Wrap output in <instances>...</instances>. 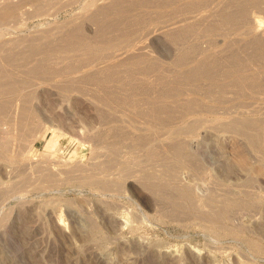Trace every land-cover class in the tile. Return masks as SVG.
I'll use <instances>...</instances> for the list:
<instances>
[{
    "label": "rangeland",
    "instance_id": "374dc122",
    "mask_svg": "<svg viewBox=\"0 0 264 264\" xmlns=\"http://www.w3.org/2000/svg\"><path fill=\"white\" fill-rule=\"evenodd\" d=\"M47 1H48V4H47ZM77 1L78 2H76L75 0H43V1L42 0H38V1L37 0H0V5H1L0 10L3 7L4 8L5 7L6 8L14 7V8H12L13 10H10L13 13L12 19H9L8 21L0 24V42L2 44L4 42L3 46L0 43L1 44L0 45V48H1L0 49V51H1L0 55L2 56V57L0 56V74L2 76L5 75L4 77H2L0 75L1 76L0 82L1 83L5 82L4 84L5 85L7 84L9 86V87L6 86L7 87L6 88V87H4L5 85L3 83H2L3 85L2 84L0 85L1 87H3V89L0 88L1 91L6 90L5 93H4V91H2V92L0 91V95H1L0 96V104L8 103V107H7V104H4V105H6L7 111L5 110L6 112H4L3 115L0 114V117H1L0 118V125H2V128L0 126V154L2 153L1 154L2 156L0 155V264H264V156H263L264 154H261L262 152H264V150L261 149V147H260L262 143H259L260 146L258 145L257 148H259V147L260 148L258 150H257V148L255 149L256 146L253 147V149H251L252 147L250 146L249 141H247L240 134L239 135L235 134L236 131L233 132V131H230L229 128L227 129V127H225V125L227 126L226 122H228V120L226 122L224 121V120L230 118V116L232 118L233 117L239 118V120L243 119L244 121L245 120L247 121L248 118L252 117L248 121L250 123H253L254 121L255 122L258 121L257 123L254 122L253 124H255V125L257 124L256 126L261 125L263 128L261 126L260 127L262 129H264V121H260V119L264 120L263 106H262V108H260V110L255 111L257 114L255 112L250 113L247 111V112H244L245 115L242 113L239 115L235 113V115H234V112L232 110H229L230 113L229 112L227 113L229 116L226 113H224V114H226L227 116L226 115L225 116L224 115L223 116L218 115V114H223V112H224L223 110H222L223 111L222 112L221 109H219V107L221 106V103H219L220 100L221 101L223 100V102H230L229 98L232 102H247L249 100H246V98L235 99L236 96L234 95L235 96V98H234V96H232V95L235 94L236 89H232L231 86H229V85H228L229 87H226L223 90H219V91H224L227 88H229V90L227 89V91H228L227 97L228 98L225 97L226 95L224 94V92H220L221 94L223 93L222 95H225L223 97L226 98L227 100L222 99L221 96L219 97L216 94L217 89L220 86L225 85L227 82H229V79L225 77L227 79V81L224 78H220L221 81H217L219 79L217 77V75L219 76L221 73L217 74L219 71L218 70L216 72L215 77H214L215 73L213 74V72L216 71L215 69L213 70L212 74H210V75H213L212 77H214V78H212V77L211 78L214 79L215 82H213L214 80L210 81V79H211L210 77H209V79H207L208 78L207 75L204 76V74H201V77H203V78H200L199 75L198 76L200 79L198 78V76L195 78L196 80H199V81H197L198 83H202L200 85L197 84L195 79L194 80L192 79L193 83L190 82V80H185L186 83L184 82V80L182 81L183 83L178 82L179 84L180 83L183 85H184V83L186 84L187 88L185 87V85L184 86L181 85V86H183L185 93H187L186 91H188L189 89L196 91L197 87L198 86L200 87L201 85H203V86H201V87H203V88H201L202 90L205 88V86H207V87L210 86L209 88H207V87L205 88V89H208L209 91L204 89L205 91L203 92V91H201V89L198 88L197 91L199 92V94L197 93V91H196V93H194V91L190 90V92H188V93H191V94L187 93L188 95L187 94L185 95L183 88H181V86L178 85V83H177V81H181V80L179 78L177 80V77H175L176 74H177V76L179 74V72H177V68L172 65L173 63H171V65H170V63H168L169 59L172 62V59H173L172 56L173 55L175 56V54L179 51V49L183 50V51L186 50V51H188V54H191V55H194V54L196 55V53H194V52L197 51L198 49L199 50L204 49L203 51H205L207 49L206 50L207 53L205 52L206 56H207V54L212 53L211 57H210V55L207 56V57H209V59H212V57L214 58V56H215V60L218 56L221 59L224 57L222 59V62L224 61L225 58H227L226 51H229L230 49L234 48L235 46L237 47V49L234 48V51H233L234 55L241 54V56H242V54H243V56H244V55H247L249 53L248 55L251 56L252 54H255V52L258 50L264 51L263 50L264 46H262L261 44L256 45L258 43L256 40L260 39V37H259L260 34L259 35L256 34L258 36L251 38L250 36H253L255 34L252 33L251 35H249L251 32L247 29L250 32V33L248 32L249 34L247 33V31H246L247 27H242V28H239L235 31L230 28L229 29L230 31H227L228 30L227 28H229L227 26H229V25H224L225 27L221 25V28H218V31L214 32L215 34H213L214 30L210 31L207 27L209 32L212 34V36H211L210 33L208 32V30L206 32L204 31V29L206 30V27H204V26H206L207 23H209V22H211L210 24H212V21L214 19H210L212 21L208 20L207 23L205 22V20L204 21L202 20L200 22L198 21V23H197L198 25L195 24V25H197L195 27V29L193 28V31L191 30L192 32L188 33V35H190V36L186 35V37L188 36L189 40L192 36H194V38L196 37V40H193L194 38L193 39L191 38L190 42L187 43L189 40H188V38L186 39L184 37V39H186V40L181 42V44L182 43H184V44H182L180 46H179V44H176V46H177L176 47L174 45L175 43L172 42L174 44H171V40L167 41L169 38L167 36L164 37V35H162V33L161 34L155 33L153 35L151 34V35H149V37H150L149 38L146 36V33H147L146 31H148L149 29H152V28H150V26L153 28L156 26H162V24H164V23L161 21H163V20L165 22H166V20L170 21L169 19H171V16L169 18L170 13L167 12L170 9L175 11L176 8L178 9V7L179 8L181 7V4H183L182 6H184V8H185V7H189L187 5L190 2L193 3L191 5L194 6L195 3H198V1H199V3H200V1H201V3H203V1H205V0H203V1L202 0H174V1L172 0V2L169 0L172 3V4H170L169 8H168V6L166 8L163 6H156V8H154L155 5H151L150 3H148V2H150L148 0H146L145 3L143 2L145 0H141V1L133 0V2L131 0L132 5L130 6V3H129L130 1L126 0V2L128 3V4L124 3V6H125L124 9L126 11L122 12L121 14L124 13V15H121V17H120V19L123 18L122 19L124 21V22L122 21L123 26L125 27L127 24H134V22L131 23L133 21V19L135 18L134 16H136L138 19L141 18V20H142L143 16H141V15H144L145 18L143 20L144 21L146 20L147 23L150 20H152L148 23V25H145V26H147V28L146 29H145V27L141 28L140 29L141 31L138 29V27H136L134 25H132V26L130 25L131 27L128 25L130 27V29L129 28L128 29L134 33V35H132V40H134V42H135V36L136 35L140 36V34H141L140 38H143L144 37L143 34H145V37H147L146 45L148 46V44H149L151 46L150 47L151 49L148 47L149 50L147 51L150 55V58L153 57V58H151V60L157 62L156 64L158 66L160 64V67H161V65L163 66V64H164L165 68L162 67L163 68L162 69L160 67H157L158 68L157 70L153 69V71H151L152 73L149 72L150 75H149V73H147L145 75H142V74L140 75V68L142 66H139V69L137 66H127L128 68L125 67V68H127L126 69L127 71L125 70V68H121L120 71L124 72V73L119 74V78L117 77V79H119V80L115 79L114 81H111L109 83L105 81V82H101L102 83L101 84L100 82L95 83L96 81L95 82L93 80H87L86 81V79H85L83 81L80 80V82L77 81L78 83L75 82V83L71 84L68 87V89H66V90H62V89L59 90L60 89L59 87H58L59 89H56V88L54 89L53 86H52L53 87L52 88L47 83H44V84H42V86L40 85L37 88L30 89L28 94L31 92V90H33V91H32V93H30L28 95L29 96L28 102H25V103L22 102L21 99L19 98V97H21V95L17 96L18 94H23V89L20 90V87H17V86L22 85V83H20L19 81H22L23 79H30V80L33 79L36 82L39 79L43 80V78L38 79L37 76H35V78L38 80L34 79V76H31V73L28 72L29 68L38 65L37 63H40L42 66L45 65L44 67H47V66L59 67L62 64L61 62H63V60H60V59H62L63 56H66L69 54L72 58V55L76 56V55H79L81 53V52H76V53L74 52L73 53V52L68 51L69 49L64 44L68 45V43L70 41L63 42L60 39L63 35H65L66 32L71 33L73 31L71 29H75V30L77 28L81 29L79 34L76 33V34H78L77 35L78 37L73 36L71 39L73 42L76 41L75 43L80 42L78 39H80L82 41V40H84V38H87V39L89 38L92 41H93V39L97 40L98 37H95V36H96V32L98 31V26H100L101 24L108 26L112 22H114L113 20H116V18H117L115 15V12L111 11L108 13L109 16H108V14L105 16V17H107L106 19L104 16L102 17L103 19H105L104 21L101 18L102 21L99 20L97 23L93 22L90 20V16L92 15V13L94 11L96 12V10L92 11L93 9H96V8L87 7V4H90L93 0H90V2H89V0H77ZM175 1H176V3H175ZM192 1H194V2H192ZM207 1H210V3L212 5H210L209 2H207ZM214 1L215 0H206L205 2H207V3H205V2L203 3L205 5H203V4L200 5L201 3L200 4L198 3L197 5H195V7H197L195 9H197V10L196 11L191 10L192 12H194V13L190 12L191 15L194 16V14L199 15V14H205V13L209 14L208 12L211 11L212 7L215 4ZM74 2H75V4H74ZM140 2H141V4H140ZM97 3H100V1L99 2L97 1ZM133 4H135V6ZM261 4L259 3L258 7H256V8H255V5H248L249 8L251 6H254L253 10H252V7L250 8V10H248L249 12L252 11V12H250V15L254 11V14H255L254 16L259 18V16L262 15L260 17V19L264 18V10H263L264 8L260 9ZM206 5H208V6H206ZM128 6H130V7H128ZM143 6H145V7H143ZM205 6L209 10H205V9H207V8H205ZM262 7H263V4H262ZM4 8L1 10L0 13H2L3 10H5ZM160 8H162V9H160ZM199 8L201 11L198 10ZM181 9H183V8L181 7ZM259 9L262 11H260ZM143 10H144V12H143ZM172 10L169 11V12H171L170 15H172V13H174V11L172 12ZM128 13H129V15H128ZM163 13H164V16H162ZM152 14H153V16H152ZM157 14L162 16V17H159ZM256 14L257 15L259 14V16H257ZM167 15H168V17H165ZM128 16H129V18H128ZM252 16H253V14H252ZM163 17H165L166 19ZM137 18H135V19H137ZM146 18H148V19H146ZM154 18L157 21H155ZM157 18L158 19L162 18V19L158 20ZM130 19H132V20H130ZM153 19H154V23H153ZM261 20L263 21V24H264V19H261ZM87 21H89L90 23ZM199 23H200V26H199ZM201 23H203V24L205 23V25L202 26V28H204V29H201V25H202ZM75 24H77V25L74 26ZM63 25H65V26H63ZM195 25H193V27ZM198 26H199V28H198ZM208 26H209V24H208ZM222 27L225 29V31L220 30V32H219V29H223ZM196 28L198 30L201 29L203 31L199 30V32H198ZM243 29H245V31H246L245 33H244ZM240 30H242L243 32H241ZM134 31H136V32H134ZM233 31L237 32L238 36L235 33H233ZM238 31H239V34H241L243 36L239 35ZM226 32L228 33L227 36H224V35L222 36V33L224 34ZM229 32L232 33L231 35H233V36H231ZM54 33H55V35H54ZM138 33H140V34H138ZM198 33L201 34V38H203V40L204 39L205 40H207V39L211 40L212 38H214V39H213V41L211 40V42L210 41L204 42V43H208L209 45L203 44V42H201L203 40L200 38V35ZM205 33H206V35H205ZM216 33L217 34L220 33L221 35L220 34L217 35ZM242 33L247 34L248 36L245 35V37H244V34H242ZM76 34H74V35H76ZM90 34L92 37L90 36ZM118 34L119 33L117 31H110L104 37H102V39L103 40H106V39L109 40L112 38V35H113V38H117L116 36ZM192 34H194V35H192ZM202 34L205 35V37L202 36ZM79 35H80V37H79ZM195 35H197V36H195ZM198 35H199V37H198ZM208 35H210V36H208ZM213 35H215V36H213ZM219 35L221 36V38L219 37ZM228 35H229V37H228ZM223 37H225V38H223ZM240 37H241L242 41L239 40ZM43 38H45V39H43ZM81 38H83V39H81ZM140 38L137 37L136 41L140 40ZM218 38L220 40H222V42L220 40H218ZM236 38H238L237 41H236ZM247 38H249L250 41ZM15 39L17 41L18 40L19 41L21 40V41L16 42ZM216 39L218 41H216ZM229 39L230 40L232 39V46L233 47L231 46L229 50L226 49V51L223 52L222 49L225 47H223L224 44L222 45L221 43H223V41L225 42L226 40H229ZM252 39L253 40L255 39V41L257 43L254 41V43H255L254 44L252 42L253 41ZM262 39H264V38H261L260 40H262ZM8 40L10 43L8 42ZM214 40H215V44H213ZM234 40L237 42V44L234 43L235 42ZM54 41H55V43H54ZM61 41H62V43H61ZM238 41H239V43H238ZM6 42H7V44H6ZM11 42H13V43H11ZM193 42H194V44L196 42V44L200 45V47H198L197 45H193ZM242 42L246 46L244 49L245 51L243 50V47H241V46H244L242 44ZM250 42H251L252 46H251V44H249ZM186 43H187V45H185ZM218 43H220V44L218 45ZM188 44H189V47H187ZM216 44L218 45L217 47H216ZM239 44H241V45H239ZM248 44L250 45L248 47L250 50L247 48ZM34 45H36V46L34 47ZM97 45H100V44H97ZM190 45L191 46L193 45L191 48L193 51V54H192V51L190 50V47H191ZM203 45H204V47H205V45H206V47L207 46L210 47V45L214 46V47L213 48L212 47L204 48ZM253 45L259 46L260 48L258 47L259 48L258 49L255 46L253 48ZM59 46L61 47V49ZM173 46H175V48ZM181 46L182 47L184 46V48L186 46V48L188 50L186 48L181 49L182 48ZM220 46H222L221 47L222 49L218 48ZM162 47L163 48L165 47V48L163 49ZM239 47L241 49H239ZM65 48H67V49H65ZM177 48H179V49H177ZM214 48H216V49H214ZM246 48L248 50H246ZM3 49L6 51H4ZM37 49H39V50H37ZM166 49H167V51L163 52V50H166ZM208 49L211 52L210 51L208 52ZM256 49H258V50H256ZM215 50L218 51V56H217V54H216L217 52ZM235 50L237 52H238V50H240V51L237 53ZM253 50H254V53H252ZM14 51H15V53H14ZM19 51H20V53H19ZM61 51L65 52V53H63ZM152 51L154 52V54ZM173 51L176 53L174 54ZM214 51L216 52L215 55H214ZM221 51L223 53H225L226 56L223 53L222 54L224 56L221 53H219ZM242 51H244V52H242ZM247 51H250V52L247 53ZM107 52L108 51L103 52V54H106ZM110 52L111 51H109L107 53V55L111 54ZM167 52L169 55L167 54ZM229 52H227L228 58L223 63L229 64L228 63L229 60H230V62L233 61L232 58L231 59L229 58V56L233 52H230L231 54ZM245 52H246V54H245ZM9 54H11V55H9ZM81 54L79 56H81ZM152 54H153V56H152ZM155 55L158 57H155ZM165 55L168 56V59H167V56H165ZM195 55H194V57H195ZM212 55H214V56H212ZM220 55L222 57H220ZM8 56H12L14 58L13 62H8L6 60L8 58ZM243 56L241 58H243ZM36 57H37V60H36ZM67 57L69 58V56H67ZM236 57L241 59L239 57V55ZM29 58H32L33 61ZM39 58H40V60H39ZM154 58H157V59L155 60ZM159 58H165L167 61H165V59H163V61H165V62H163V61H161L162 59L160 60ZM219 58H218V61L221 64H218L219 62L218 63L216 62V63L219 66L220 65L222 66L223 63L221 62V59L219 60ZM65 59H67V58L64 57V60ZM158 59H159V63H158ZM198 59H200L199 56H198ZM207 60H208V58H207ZM59 61H61V62L59 63ZM42 62H43V64H42ZM47 64H51V65H47ZM257 65H255V67ZM262 65H264V64L259 63L257 68L261 67ZM166 66L168 67V69H166L167 68ZM169 66H172L171 69L174 67L173 68L174 71H172L171 69H170L171 70L170 71ZM131 67H135V68L137 67L136 70L133 68L132 71L135 75L132 74V76L126 73V72H129L128 69L129 70L132 69ZM219 68L217 67V69H219ZM122 69H124V70L122 71ZM164 69H166V70H164ZM23 70H25V71H23ZM158 70H160V72ZM161 70H162V72H161ZM168 70L170 71V74H168V73L164 74L166 72H169ZM1 71L3 74L1 73ZM136 71L138 72L137 75L135 73ZM175 71L177 73H175ZM159 73L160 74L162 73L163 75H160ZM151 74H153V76L156 75V78L154 77L156 80H154V78L151 77L152 76ZM122 75H126L125 77L129 80L132 79V81L127 80L130 84L132 83L131 85L133 87L131 85H129L132 88L127 86L129 83L126 81V78H124V76L121 77ZM127 76L131 77V78H128ZM141 76H143V77H141ZM169 76L170 77L174 76V78L177 81L175 79L173 80V77L170 78ZM134 77L137 78L136 81H135V79H133ZM149 77H151V79H149ZM157 77L158 78H161V77L166 78V79H168L167 81H169V82H166V79H163V78H161V80L158 79L160 81L159 82L157 80ZM204 77H205V80H204ZM216 77H217V79H215ZM220 77H221V75H220ZM141 78L142 79L145 78V80L147 79L149 82L152 81V83L150 84L151 86L149 85L150 89H148L149 86H147L148 87L147 89L149 90V92L146 88H144L145 84L140 82L142 80ZM122 79L124 81H121ZM162 79L164 80V82L166 84L167 83H168V85H170L171 83L172 84L167 87V85L163 82ZM41 80H39L38 82H40ZM116 81L122 82V83L120 82V86L122 88L117 86V85H116V88H114L115 84L119 83V82L117 83ZM134 81H135V83H133ZM153 81H155V82L157 81V82L161 83V86L164 88V90H162L163 88H160L161 86H159V84H157ZM161 81L165 85H163ZM173 81H175L176 83L175 82L173 83ZM125 82L127 83V85H126L127 87L126 86L124 87V85L126 84ZM204 82H206V83H204ZM211 82L213 83V84H211L212 86L216 82L217 83L215 85H220V86L218 88L215 85L214 86L216 88L212 87L209 84ZM224 82H226V83L223 84ZM19 83H20V85H19ZM103 83L106 85V87H103V86H105V85H103ZM99 84H100V86H99ZM141 84L143 87L140 86ZM154 84H155V88H154ZM190 84H192L193 87L195 84L196 89L192 88V85H190ZM187 85L190 86L191 88H188ZM196 85H197V87H196ZM109 86L110 87L112 86L110 88V91H113V90L116 91V92L113 91L114 95L117 94L118 96H120V95L122 96V94L124 93L122 96V98L124 100L121 99V96L119 97V100H118L117 95H115L117 100L116 99L111 100L109 98H106L104 95L108 94L107 88H109ZM118 87L121 88L122 91H125V92L122 93L121 89H119ZM136 87L137 88L142 87V88L137 90V89H135ZM145 87H146V85H145ZM177 87H178V89H179V87L182 89L181 94H179L180 89L178 92V94L181 96H178V94H176L178 89L177 90L173 89V88H177ZM10 88L11 89L13 88V89L11 90ZM21 88H22V86H21ZM125 88H129L130 90L125 89ZM143 88L146 90L141 91V89L143 90ZM153 88H154V90L156 89L155 90L156 93H158L159 91L161 92L160 96L158 94L159 97H157V94L155 93V91H152L155 94L153 93V94L149 95L150 91L153 90ZM169 88L172 89L170 91V93H172V94L175 93L178 97H176L175 94L173 95L174 97H172V98L169 97L172 95L167 96V94H169L167 91V90H170ZM185 88H186V90H185ZM214 88L216 90H214ZM34 89H36V90H34ZM132 89L134 92L132 91ZM158 89H159V91H158ZM210 89H211V91L212 90L213 91L210 92ZM7 90L9 92H7ZM18 90H19V92H18ZM119 90L121 92H119ZM136 90L138 91V93H136L137 92ZM161 90L163 92L166 90V92H167L166 96L168 99L163 97V96H165L164 95L165 92L162 96L163 92ZM233 90H235V91L231 92ZM131 91L133 92V94ZM207 91L210 94L215 92L214 95H216L217 100H219V101H215L214 99H216V98L213 97L214 98L213 99L211 95H208V97L211 96L210 98H212L213 100L206 97L207 95H205V94H208ZM141 92H142V94L145 93L146 95L145 94H143V95L141 94L142 96L139 95V93H141ZM200 92H202L204 94H202V93L200 94ZM135 93H136V95H134ZM147 93H148V96H147ZM225 93H227V92L225 91ZM230 93H231V97H229ZM190 95H191V97H189ZM150 96L152 97V99ZM194 96L196 98H193ZM148 97H150V98H148ZM185 97L186 98L188 97L187 99H189V98L192 99L191 102L195 101L194 103H196L197 105L199 104V106H197L196 108L199 107L198 109L202 108V110L198 111V109H197L196 113L193 112V114L192 113L188 114V116H190V117H188L187 115L184 116L182 119L184 121H182V120L180 121L181 124L179 123V124L175 125V122H174L175 119L171 120V122L174 124L171 123L172 125L170 124V126H163L162 129L160 128V134L161 135L163 132L165 135L164 128L165 129L167 128L166 129V131H167L166 135L169 134V136L168 137L167 136L163 137L164 135L158 136L159 139L156 138L157 139L156 141L159 140L160 146H162V144H163L162 148H160V151L163 150V152L164 151L167 152L170 147L168 145H166V143H163V142H166V141L169 142L168 139H170V140L172 139L171 141L176 140L179 142H183L185 140H188V141H186L187 143H185V142L184 143L186 145H188V143H189L190 146L189 145L188 146L185 145V146L188 147L189 149L191 147V149L189 150L186 148V150H187L188 154L191 155L190 156L191 160H194L195 162H197V164H199V165H196V163L194 161H192V163L193 164L195 163L194 165H196V167H197V168L196 167L191 168V169H193V171L186 165L184 166L183 164H181V166H178L176 164H173V163H175L174 162L175 159L173 157V154L171 153L172 151L170 152V150H172L171 148L169 150V153L167 152V153H165V155H166L168 160L171 157H173V160H172V158L169 161L167 160V164L170 166L172 164H173V166H175V165L178 166V167L175 166L176 168L174 167L175 169H177V170L174 169L175 172L171 171V170L167 171V169H165L164 165L159 160L158 161H159V163H161L162 167L160 165H158L159 163L156 161L155 162L154 161L148 162L147 160L145 162L144 161L143 162H144V164L149 163V164H146V166L148 165V167L145 168L144 165H143L144 167H142V165L140 166V164H143V163H141L142 161L141 162L139 161L140 164H138L139 162L137 161V163H136L135 160L137 159L138 154H139L138 159L140 160V156L143 154V151H138V152L136 151V152H134L136 154L132 153V155H130V152L128 150H126L128 148H126L124 144H122L124 147L122 146L120 148V146H121L120 145V146H118L119 148L118 147L117 148H118V150H121V151H123L125 149L126 151L124 154H126V155H124L123 152L121 153L120 151L116 150L118 155L121 153L119 158H118L116 156L117 154L115 155V151H114V154H112V152L111 153L109 152V149L107 148V144H106V146L103 145V144H105L104 141H103L102 145L100 146V144H101L100 142H102L100 140L101 137L100 138L94 137V134H93L94 131L96 132V131H98V129L106 127L107 125L109 126L108 123L103 122L102 119H100V116L103 113L106 114L107 116H108V114L110 115V113L117 115V116H115L116 119H114L115 117L114 118L111 117L112 115L109 116L113 120H115L114 125L116 124V125L120 126L122 123L121 127L124 126L126 128L125 129L124 127H122V128H124V130H126V131L128 130L131 132L132 131L137 132L136 127L138 125H141L140 124L141 122L143 124V121H144V120L137 118L136 121H138L139 122L138 123V122L134 121V119H131L130 117L128 118L127 115H125V114L122 115L126 111L128 112V110L126 109L127 107H122V108L119 107L118 109H116L114 106H112L114 104H111L110 105L111 107H109L108 106L109 104L103 105V102H116V101L117 102L118 101L119 102H161V100L163 102L164 101L168 102L169 99H170L169 102H179V101H174L176 99L179 100V98H181L180 99V101L182 100L181 102H185V100H183ZM140 98H142V99H140ZM143 98H147V100L143 99ZM157 98H159L160 101ZM199 100H201V101L203 100L202 103L205 106L208 105L209 108L206 107L208 109H205L204 108L205 106L202 107L203 104ZM187 102H190V101H187ZM100 104H102V105H100ZM200 104H202V105L200 106ZM211 105H212V107H213V105H215V106L218 105V106H216V108L213 107L215 110L213 108H211L212 109V111H211V109H210ZM23 106H24V110H22ZM104 106H107L109 109H107V107H104ZM101 108H104L105 110L104 109L102 110ZM12 109H14V110H12ZM18 109H19V111H18ZM114 109H116L117 112ZM122 109H125V110H123L125 112H123ZM216 109H219V110L216 111ZM119 110H120V112H119ZM206 110H207V112L210 110L211 112H209V113H212V115L205 113ZM213 110H214V112H213ZM14 111H16V112H14ZM107 111H110V112H107ZM121 111H122V113H121ZM202 111H204V112H202ZM219 111H221V112H219ZM114 112H116V113H114ZM118 112L120 113V115ZM216 112H218V114ZM213 113H214V115H213ZM215 113H216V115H215ZM231 113H233V114L230 115ZM247 113H249V114H247ZM259 115L261 116L260 119L258 118ZM118 116H125L126 117L125 120H128L127 121L128 123H126V121L124 120L125 117L122 118L123 120L121 119L122 122L120 123V121H118V118H117ZM240 117H244V118L240 119ZM245 117H248V118L245 119ZM236 118H234V119L238 120ZM255 118H258V120L256 121ZM234 119H233V121H234ZM186 120L189 121L188 123L193 122V121H198L197 123L196 122H193V124L190 123V124H192L191 125L192 128H194L195 130H193L191 127L187 130L184 127L187 124V123H185ZM231 120L232 119L229 120V123L232 122ZM5 122H6V125H4ZM130 122L135 126V130H134V127H131L133 125ZM133 122H135V123H133ZM194 123H196V124H194ZM221 123H222V125H221ZM112 124H113V122H112ZM135 124H137V126ZM253 124H251V125H253ZM181 125L184 127V128L180 127V128H183V129H181L182 131L186 129L189 132V130L191 129V131H190L191 133L189 132L190 135L187 133L186 130L183 132V134L185 136L181 133L182 131H180L178 133L179 136L176 133H174L173 128L175 129L176 126H181ZM220 127H222V128H220ZM9 128H10V130H9ZM169 129H171L173 134L171 132H169L170 131ZM217 130H218L219 134L216 132ZM228 130H229L230 134L228 133ZM192 131L194 134H192ZM56 132H57V134H56ZM170 133L173 136L170 137ZM180 133L182 136L180 135ZM53 135H55L54 140H55V142H57L54 144V146L49 144V140L51 139V137ZM56 136H58V137H56ZM91 136H93V137H91ZM238 136L240 139L238 138ZM177 137H178V139H177ZM242 137L245 139L244 142L245 141H247V142H245V143L241 142L242 141L241 139H243ZM93 138H94V140H93ZM181 138H182V141L180 140ZM91 139H92V141H91ZM95 139H97V140L99 139L100 142H97ZM162 139H165V141ZM238 139H239V141L240 140L241 141L239 142ZM160 140H162L163 142ZM235 140H237L239 144ZM126 141L127 140H124V143H127L129 140L127 142ZM234 142H236V143L234 144ZM2 143L7 144V146H6L7 148H5L6 150L4 149V151L1 148ZM96 143H98V145L100 147ZM241 143H243V144H241ZM232 144L234 145V148H233ZM237 144H238V146H237ZM240 144L242 146L240 149L243 150V148H244L246 150V152H245V150H243V151L241 150L242 152H245L243 156H242V154H243L242 152L237 151ZM244 144H246V146ZM247 145H249V146H247ZM243 146H245L247 148H245ZM235 147H236V152H235ZM103 148H105V149L107 148L108 149L107 152H109V153H107L106 150H104ZM167 148H168V150H167ZM1 149H2V151H1ZM240 149H238V150H240ZM232 150H233V152H231ZM260 150H262V151H260ZM127 151L129 152V154L127 153ZM257 151H260L261 153L257 152ZM238 152L240 153V155L242 157H245V159L242 158ZM106 153L109 154V156H110L109 158L107 157ZM191 153H193V154H191ZM236 153H238L237 156H235ZM111 154L114 155L113 158H112ZM169 154L170 155L172 154L170 158L168 157ZM128 155L131 157H129ZM238 155L245 162L240 160ZM115 156L117 158H114ZM120 157H122V158H120ZM196 157H197V161L195 160ZM229 157L231 160L229 159ZM142 158H141V160H142ZM116 159L118 160V162ZM119 160L125 161V162L120 163ZM201 160H202V162H201ZM238 160H240V162ZM107 161L109 162L108 164L110 166L111 165H115V166H113V167L111 166V169H110V166L107 167L108 166V164H106ZM112 161H115V162H113L114 164H110V162H112ZM126 161H128V162H126ZM132 161H134V162H132ZM130 162L133 164H136V165L133 166L132 164H130ZM169 162H170V164H169ZM128 163L130 164V167L132 166L131 169H128V170L129 171L130 170L131 171L136 170V172L130 171L131 173H129V171H128L126 173L127 175H125L127 177H123V178H125V179H123L120 176V174L118 175L119 170L117 168H121V166H123V165L124 166L128 165V167H129ZM240 163H241V166H240ZM45 165H46V167L51 166V168H52L51 171L52 172L55 171L54 173H56V171L58 170L56 174H58V172L61 169V171L59 172L60 175L59 174H58V176L54 175V178L56 177V178H58V180H56V178L55 179L51 178V180H50V178H48L49 180H47V179L44 180L45 177H43L42 175L43 174L45 175V173L47 174V172L50 171V170L47 171L50 168H45ZM104 165H105V167H103ZM117 165H118V167H117ZM135 166H136V169H134ZM138 166L141 169H139ZM204 166L207 168L205 169ZM41 167H42V169H45V171H46L45 173L42 172V169H40ZM54 167H56L58 169H55ZM102 167L107 170L106 171L103 169L102 170L103 174H101L102 173V171H101ZM242 167H244V169H242ZM144 168H145V170H144ZM160 168H162L161 170H163V171L165 169L166 170L165 172H168L169 175H171V176H172V174L174 175V177H177L178 175H180L179 176L180 178L178 177V180H177L174 177H172V178H171V176L169 177V175L165 176V172L162 173V175H160L162 172L161 170H159ZM188 168H189V170H188ZM36 169H38V170H36ZM62 169H64V170L66 169L64 172L67 171L66 173L68 176L65 173H62ZM70 169L72 172H70ZM196 169H198V170H196ZM115 170L118 172L114 174ZM153 170H155V171H153ZM240 170H242L244 172H242ZM83 171H87L86 172L87 174ZM88 171L90 173L91 172L94 173V174L91 173V175H90V177L92 176V179L94 178L93 180L90 179ZM41 172H42V174H41ZM194 172H195V174H194ZM175 173L178 175L175 176ZM142 174H144L146 177H144ZM156 174L159 175L160 177L162 176L161 179L160 178L156 179L158 177V176H156ZM87 175L89 178L86 177ZM110 175H112L113 178H111ZM117 175L120 178H122V179H120L121 181L119 180ZM147 175H149V176H147ZM95 176H96V178L103 176V177L99 178L100 181L104 180L103 178L108 179V181H110L111 179H112L111 181H115V179H116V181L117 180L118 181L117 182L115 181V186H113V188L116 186H119L118 184H120V186L118 188L116 187L117 189L114 188V190L112 189V187L109 189H105V188L102 189V186H98V187L94 186V185L91 186L92 181L94 182L98 179V178L96 179ZM114 176L117 178H115ZM122 176H124V175H122ZM130 177L133 180H135V179L136 180L133 181ZM141 177L142 178H148L149 177V179H147V180L143 179V181H141L142 183L141 182L138 183L140 180L137 181V178L141 179ZM193 177H194V179H193ZM196 177H197V179H196ZM86 178L90 179L91 182L88 181V179H86ZM167 178H168V180H167ZM169 178H170V180H169ZM99 179H98V181H99ZM159 179L164 183L163 184L161 182V185L162 184L164 186L170 185L169 187L166 186V188H172L171 186H173V185L176 188L177 187L178 188L179 187L184 188L186 186L189 187V185H190V187H189L190 192L188 190V187L186 189L188 191L187 194H189V196L188 195L187 196L189 197V199H191L193 206L187 204L182 199V196H180L176 192V190L174 189L175 187H173V189H172L173 192H170V190H168V189L166 191L165 190L166 188H165L164 192L166 191V193H161V196H160V189H159L160 187H158L160 185H156V183H155ZM172 179H174L173 181L175 183L172 181ZM239 179H241V180H239ZM154 180H156V181H154ZM119 181H120V183H119ZM124 181H125V183H124ZM145 181H148V182L145 183ZM166 181L168 183L169 182L170 183L167 184ZM247 181H249V182H247ZM180 182H181V184H180ZM89 183L91 185H89ZM116 183H117V185H116ZM121 184H123V185L121 186ZM175 184L178 186H176ZM219 184H221V185H219ZM223 184H224V186H222ZM154 185H155L156 189L153 188ZM225 186L226 187L228 186V188L226 189ZM238 186L240 187V189L238 188ZM99 187L101 188L100 190H99ZM121 187H123V188H121ZM198 187H200V188H198ZM245 187L248 189V191ZM216 188L217 189L219 188V189L217 190ZM111 189L113 190V192ZM119 189H121V191ZM205 189H206V191H205ZM238 189L240 190V194H241V191H243L242 192L243 195H245L244 194L245 189L247 191L246 195H249V193L252 192L251 193V195H252L251 199L248 200V197L247 198L245 197L246 195L245 196H243L242 194L240 195ZM98 190H99V192H98ZM105 190L106 191L108 190V191L106 192ZM151 190H153V191H151ZM225 190L227 192L228 191L230 192L231 198L237 199L235 197H239V198L241 197L240 199H244V201L246 203L249 202L248 205L250 204V201H252V203H254V205H251L252 204L251 203L246 209L240 208V207H238V209H237V207H235V209L234 208L231 209V210L234 209L232 212L229 209L228 212H230L229 214H231V215H229L228 212L226 211L227 209L224 211L225 208L220 207L221 204L217 201L225 193L229 197V195H228L229 192L227 193ZM232 190H234V191H232ZM235 190H237V191H235ZM258 190H259V192H258ZM168 191L170 192V194ZM223 191H225V192L222 193ZM114 192L115 193L117 192V193L115 194ZM195 193H197V194L195 195ZM256 193H257V197H256ZM166 194H167V196H166ZM204 194H205V196H204ZM217 194H218V196L219 195L220 196L218 197ZM232 194L235 196H233ZM170 195H173V196H170ZM178 195L181 197V199H179ZM207 195L208 196L211 195L210 197L212 199L209 198ZM212 195L215 197V201H211L214 199L212 197ZM177 197L179 200L177 199ZM204 197L206 199H204ZM253 197H254V199H253ZM173 199H175V200H173ZM208 199H211V200H208ZM258 202L260 205L258 204ZM210 203L212 204V206ZM256 203H257V205L255 207ZM204 205H206V206H204ZM218 207H220V208H218ZM221 208L223 211L221 210ZM217 209H218V211H217ZM239 210L241 213L239 212ZM244 213H246V214H244Z\"/></svg>",
    "mask_w": 264,
    "mask_h": 264
},
{
    "label": "bare ground",
    "instance_id": "6f19581e",
    "mask_svg": "<svg viewBox=\"0 0 264 264\" xmlns=\"http://www.w3.org/2000/svg\"><path fill=\"white\" fill-rule=\"evenodd\" d=\"M38 1V0H37ZM43 1V0H42ZM76 2H78L77 0H75ZM97 1L99 2L100 1V3H97ZM128 1H130L129 3H130V6L132 5L131 3L133 2V0H132V2H131V0H128ZM138 1H141V0H138ZM148 1H150V2H148V3H150L151 5H155V7L154 8H156V6H163V7H167L168 6V8L170 7V4H172L171 2H172V0H148ZM174 1V0H173ZM203 1V0H202ZM206 1V0H205ZM205 1H203V3L205 2ZM36 2V1H35ZM41 2V1H40ZM52 2V1H51ZM89 2H90V0H89ZM136 2V1H135ZM144 3L146 2V0L145 1H143ZM192 2H194V1H192ZM197 2V1H196ZM207 2H209V4L210 5H212L211 3H210V1H207ZM207 2H205V3H207ZM212 2V1H211ZM215 2V4H214V6L212 7V9H211V11L210 12H208L209 14H207V13H205V14H199V15H195L194 14V16L193 15H191V13L190 12H192L191 10H197V9H195V8H197V7H195V5H197L198 3H199V1H198V3H195V5L194 6H192L191 4H193V3H189L187 6H189V7H185L184 8V6H182L183 4H181V7L183 8V9H181V7L179 8L178 6V9L176 8L175 9V11L174 10H172V9H170L169 11H171L172 10V12L174 11V13H172V15H170L171 14V12H169V11H167L168 13H170L169 14V18H170V16H171V19H169L170 21H168V20H166V22L163 20V21H161V22H163L164 24H162V26H156V27H151L150 26V28H152V29H149L148 31H146L147 33H146V36L147 37H149V35H153V34H155V33H162V35H164V37H168L169 39L167 40V41H169V40H171V44H174L175 46H176V44H179V46L180 45H182V44H184V43H182L181 44V42H183L184 40H186L187 38H188V36H190V35H188V33L189 32H192L193 31V28L195 29V27L198 25L197 23H198V21L200 22V21H204L205 20V22L207 23L208 22V20H210V19H214L213 21L212 20H210V21H212V24H210L211 22H209V23H207V25L206 26H204V27H206V30L204 29V28H202V26L203 25H205V23L203 24V23H201L202 25H201V29H204V31L206 32L208 29L210 30V31H213V34H215L214 32L215 31H218V28H221V25L222 26H224V25H229V26H227V27H229V28H227L228 30L227 31H230L229 29L231 28L232 30H237V29H239V28H242V27H247L246 28V31H247V33L249 34V35H251L252 33L253 34H255V35H253V36H250L251 38L253 37H255V36H258L259 34H260V39L261 38H264L263 36H264V24H263V21L261 20V19H264V18H261L260 19V17L262 16H259V14L257 15V16H259V18L258 17H256V16H254L255 14H254V11H253V13H251V15H250V12H252V11H248V10H250V8L252 7V10L254 9L253 7L254 6H251L250 8L248 7V5H255V8L256 7H258V4L260 3H262L263 4V7H262V4H261V7H260V9L261 8H264V0H215L214 1ZM38 3V2H37ZM54 3V2H53ZM59 3V2H58ZM124 3H127L126 2V0H93L90 4H87V7H93V8H96V9H93L92 11H94V10H96V12L94 11L93 13H92V15L90 16V20L91 21H93V22H98L99 20H101V18L104 16H106L109 12H111V11H113V12H115V15H116V20H113L114 22H112L110 25H108V26H106V25H103V24H101L100 26H98V31L96 32V36L95 37H98V39L97 40H94L93 39V41L91 40V39H87V38H84V40H80V39H78L80 42L79 43H75L76 41H72L71 39H72V37L73 36H76V37H78L77 35L79 34V32H80V28H77L76 30L75 29H71L70 27V29L71 30H73L71 33H69V32H66L65 33V35H63L60 39L63 41V42H66V41H70L69 43H68V45L67 44H64V45H66V47L69 49L68 51L69 52H81L80 54H81V56H79V55H76V56H74V55H72V58H71V56L68 54V55H66V56H61L62 57V59H60V60H63V62H61V61H59V63L61 62L62 64L59 66V67H53V66H51V67H49V66H47V65H51V64H47L46 66L47 67H44L45 65H41L40 63H37L38 65H36V66H33V67H31L30 65V67L31 68H29L28 69V72L29 73H31V76H34V79H36L35 78V76H37V78L39 79V78H43V80H41V79H39V80H41L40 82H38L39 80L38 79H36V80H38L37 82L36 81H34L33 79H23L22 81H19L20 83H22V85H20V83H19V85L20 86H17V87H20V90H22L23 89V94H18L17 96H20L21 95V97H19L20 99H21V101L22 102H28V100H29V94L30 93H32V91L33 90H31V92L28 94V92H29V90L30 89H33V88H37L38 86H42V84H44V83H47L48 85H50L51 87L53 86L54 87V89L56 88V89H59V90H66V89H68V87L71 85V84H73V83H75V82H80V80L81 81H83V80H85L86 79V81L87 80H93L95 83H97V82H111V81H114L115 79L116 80H119V79H117V77L119 78V74L120 73H124V72H121L120 70H121V68H125V67H127V66H137L138 67V69H139V66H142L141 68H140V75L142 74V75H145V74H147V73H149V72H151V71H153V69H158L157 67H160V64H159V66L156 64L157 62H155V61H152L151 60V58H153V57H151L150 58V55H149V53L147 52L149 49H148V47L150 48L151 46L148 44V46L146 45V39H147V37H145V34H143L144 35V37L143 38H140V36H141V34L140 33H138V34H140V36H138V35H136L137 37H139L140 38V40H137L136 41V36H135V42H134V40H132V35H134V33L132 32V31H130L129 29H130V27L132 26V25H134V26H136V27H138V29L140 30L141 28H144L145 27V29L147 28V26H145V25H148V23L150 22V21H152V20H148L149 22L147 23L146 22V20L144 21L143 19L145 18V16L144 15H141V16H143V18H142V20H141V18L140 19H138L136 16H134L135 18H137V19H135L134 17V19H133V21L131 22V23H133L134 22V24H127L125 27L123 26V18H121L120 19V17H121V15H124V13L123 14H121L122 12H125L126 10L124 9L125 8V6H124ZM137 3V2H136ZM175 3H176V1H175ZM174 3V4H175ZM182 3V2H181ZM184 3V2H183ZM200 3H201V1H200ZM199 3V4H200ZM203 3H201L200 5H202ZM6 4V3H5ZM46 4V3H45ZM47 4H48V1H47ZM62 4V3H61ZM74 4H75V2H74ZM128 4V3H127ZM140 4H141V2H140ZM139 4V5H140ZM143 4V3H142ZM187 4V3H186ZM208 4V5H209ZM134 6H135V4H133ZM138 5V6H139ZM146 5V4H145ZM203 5H205V4H203ZM208 5H206V6H208ZM209 5V6H210ZM257 5V6H256ZM1 6V5H0ZM45 6V5H44ZM56 6V5H55ZM127 6V5H126ZM130 6H128V7H130ZM141 6V5H140ZM147 6V5H146ZM199 6V5H198ZM205 6V8H207ZM133 7V6H132ZM131 7V8H132ZM137 7V6H136ZM143 7H145V6H143ZM249 9H248V8ZM4 8V7H3ZM2 8V9H3ZM9 8V9H8ZM8 8H4L5 10H3L2 11V13H0V24H2L3 22H6V21H8L9 19H12V15H13V13H12V11H10V10H13L12 8H14V7H8ZM153 8V7H152ZM167 8V9H168ZM201 8V7H200ZM200 8L198 9V10H200ZM204 8V7H203ZM1 9V10H2ZM84 9V8H83ZM133 9V8H132ZM135 9V8H134ZM160 9H162V8H160ZM164 9V8H163ZM166 9V10H167ZM174 9V8H173ZM202 9V8H201ZM259 9V10H260ZM1 10H0V12H1ZM80 10V9H79ZM85 10V9H84ZM88 10V9H87ZM136 10V9H135ZM140 10V9H139ZM205 10H209L208 8L207 9H205ZM257 10V9H256ZM264 10V9H263ZM91 11V12H92ZM201 11V10H200ZM199 11V12H200ZM260 11H262V10H260ZM135 12V11H134ZM143 12H144V10H143ZM154 12V11H153ZM160 12V11H159ZM198 12V11H197ZM258 12V11H257ZM166 13V12H165ZM192 13H194V12H192ZM196 13V12H195ZM126 14V13H125ZM147 14V13H146ZM149 14V13H148ZM190 14V15H189ZM252 14H253V16H252ZM56 15V14H55ZM114 15V16H115ZM128 15H129V13H128ZM137 15V14H136ZM140 15V14H139ZM156 15V14H155ZM154 15V16H155ZM158 15V14H157ZM162 15V14H161ZM166 15V14H165ZM54 16V15H53ZM84 16V15H83ZM108 16H109V14H108ZM138 16V15H137ZM149 16V15H148ZM147 16V17H148ZM152 16H153V14H152ZM159 17H162V16H164V13H163V15L162 16H160V15H158ZM157 16V17H158ZM86 17V16H85ZM84 17V18H85ZM124 17V16H123ZM126 17V16H125ZM139 17V16H138ZM165 17H168V15L167 16H165ZM165 17H163V18H165ZM107 17H105V19H106ZM128 18H129V16H128ZM132 18V17H131ZM105 19H103L102 18V20L104 21ZM109 19V18H108ZM112 19V18H111ZM110 19V20H111ZM146 19H148V18H146ZM155 19V18H154ZM154 19H153V23H154ZM158 19V18H157ZM162 19V18H161ZM161 19H158V20H161ZM166 19V18H165ZM84 20V19H83ZM82 20V21H83ZM101 20V21H102ZM130 20H132V19H130ZM136 20V21H135ZM100 21V22H101ZM123 21V22H122ZM155 21H157L156 19H155ZM87 22H89V21H87ZM108 22V21H107ZM160 22V23H161ZM64 23V22H63ZM90 23V22H89ZM147 23V24H146ZM156 23V22H155ZM158 23V22H157ZM159 23V24H160ZM66 24V23H65ZM68 24V23H67ZM92 24V23H91ZM109 24V23H108ZM125 24V23H124ZM152 24V23H151ZM195 24H197V25H195ZM208 24H209V26H208ZM62 25V24H61ZM69 25V24H68ZM77 24H75L74 26H76ZM81 25V24H80ZM130 27H129V26ZM193 25H195L194 27H193ZM63 26H65V25H63ZM154 26V25H153ZM199 26H200V23H199ZM199 26H198V28H199ZM220 26V27H219ZM72 27V26H71ZM207 27H208V29H207ZM225 27V26H224ZM58 28V27H57ZM66 28V27H65ZM129 28V29H128ZM223 28V27H222ZM9 29V28H8ZM68 29V28H67ZM197 29V28H196ZM201 29H199V30H201ZM249 31H248V30ZM7 30V29H6ZM129 30V31H128ZM192 30V31H191ZM199 30L197 29V31L199 32ZM209 30H208V32H209ZM220 30L222 31V30H224L225 31V29L223 28V29H219V32H220ZM231 30V31H232ZM244 30V33L246 32L245 31V29H243ZM66 31V30H65ZM110 31H117L119 34L116 36L117 38H113V35H112V38L111 39H106V40H103L102 39V37H104L108 32H110ZM141 31V30H140ZM196 31V30H195ZM196 31V32H197ZM201 31H203V30H201ZM233 31V33H235L236 35H237V32H234ZM241 32H243L242 30H240ZM45 32V31H44ZM84 32V31H83ZM86 32V31H85ZM134 32H136V31H134ZM138 32V31H137ZM6 33V32H5ZM56 33V32H55ZM55 33H54V35H55ZM60 33V32H59ZM76 33H78V34H76ZM210 33V32H209ZM208 33V34H209ZM230 33V32H229ZM244 33H242V34H244ZM63 34V33H62ZM74 34H76V35H74ZM82 34V33H81ZM86 34V33H85ZM117 34V33H116ZM195 34V33H194ZM194 34H192V35H194ZM197 34V33H196ZM199 35H200V38H201V34L200 33H198ZM217 34V33H216ZM218 34H220V33H218ZM217 34V35H218ZM227 32L226 33H222V36L224 35V36H227ZM232 33H230V35H231ZM238 34H239V31H238ZM256 34H258V35H256ZM142 35V36H143ZM186 35H188L187 37H186ZM191 35V36H192ZM199 35H198V37H199ZM205 35H206V33H205ZM205 35H203L202 34V36H204L205 37ZM210 35L212 36V34L210 33ZM210 35H208V36H210ZM221 35V34H220ZM219 35V37L221 38V36ZM239 35H241V34H239ZM245 35H247V34H244V37H245ZM52 36V35H51ZM90 36H91V34H90ZM161 36V35H160ZM195 36H197V35H195ZM213 36H215V35H213ZM231 36H233V35H231ZM238 36V35H237ZM241 36H243V35H241ZM248 36V35H247ZM41 37V36H40ZM50 37V36H49ZM75 37V38H76ZM79 37H80V35H79ZM82 37V36H81ZM92 37V36H91ZM155 37V36H154ZM184 37L186 38V39H184ZM228 37H229V35H228ZM56 38V37H55ZM150 38V37H149ZM148 38V39H149ZM192 39L194 38V36H192L191 37ZM191 38H190V40H191ZM223 38H225V37H223ZM250 38V39H251ZM257 38V37H256ZM43 39H45V38H43ZM70 39V40H69ZM81 39H83V38H81ZM105 39V38H104ZM202 40H203V38H201ZM213 39L214 38H212L211 40L213 41ZM233 39V38H232ZM232 39L230 40H226L225 42L223 41V43H221L222 45H223V47H225V48H221L222 46H220V47H218V48H221L222 49V51L223 52H225L226 51V49L227 50H229L230 49V47L232 46ZM235 39V38H234ZM237 39L238 38H236V41H237ZM244 39V38H243ZM248 40H249V38H247ZM260 39H258V40H256L255 41V39L252 41L253 43H254V41L257 43L256 45H262V46H264V39H262V40H260ZM16 40V39H15ZM40 40V39H39ZM53 40V39H52ZM56 40V39H55ZM77 40V41H78ZM188 40H189V38H188ZM190 40L187 42V43H189L190 42ZM193 40H196V37L193 39ZM192 40V41H193ZM200 40V39H199ZM198 40V41H199ZM211 40H203V41H201V42H203V44H208V43H204L205 41H210L211 42ZM218 40H220L219 38H218ZM217 39H216V41H218ZM224 40V39H223ZM239 40H241L242 41V39H241V37L239 38ZM7 41V40H6ZM13 41V40H12ZM19 41V40H18ZM17 40H16V42H18ZM21 41V40H20ZM19 41V42H20ZM45 41V40H44ZM62 41H61V43H62ZM221 42H222V40H220ZM235 41V40H234ZM234 42V43H236L237 44V42ZM250 41V40H249ZM263 41V42H262ZM8 42H9V40H8ZM39 42V41H38ZM37 42V43H38ZM157 42V41H156ZM172 42H174V43H172ZM209 42V43H210ZM244 42V41H243ZM242 42V44L244 45V46H241V47H243V50L245 49V44ZM246 42V41H245ZM262 42V43H261ZM1 43V42H0ZM10 43V42H9ZM11 43H13V42H11ZM45 43V42H44ZM47 43V42H46ZM54 43H55V41H54ZM150 43V42H149ZM187 43L185 44V45H187ZM238 43H239V41H238ZM248 43V42H247ZM2 44V43H1ZM0 44V45H1ZM6 44H7V42H6ZM43 44V43H42ZM52 44V43H51ZM50 44V45H51ZM57 44V43H56ZM97 44H100V45H97ZM164 44V43H163ZM170 44V43H169ZM192 44V43H191ZM200 44V43H199ZM213 44H215V40H214V43ZM212 44V45H213ZM220 43H218V45H219ZM235 44V45H236ZM249 44H251V42L249 43ZM247 45V48L250 46V45ZM255 44V43H254ZM4 45V42H3V44H2V46ZM13 45V44H12ZM11 45V46H12ZM32 45V44H31ZM41 45V44H40ZM193 45H197L196 44V42H195V44H194V42H193ZM192 45V46H193ZM209 45V44H208ZM217 44H216V47L218 46ZM234 45V46H235ZM239 45H241V44H239ZM256 45H253V48H254V46L255 47H259V46H256ZM9 46V45H8ZM14 46V45H13ZM36 45H34V47H35ZM44 46V45H43ZM164 46V45H163ZM175 46H173L174 48H175ZM191 46V45H190ZM192 46L190 47V50L192 51ZM198 47H200V45H197ZM251 46H252V44H251ZM56 47V46H55ZM60 47V46H59ZM63 47V46H62ZM153 47V46H152ZM166 47V46H165ZM164 47V48H165ZM177 47V46H176ZM182 47V46H181ZM187 47H189V44H188V46ZM196 47V46H195ZM197 47V48H198ZM203 47H204V45H203ZM208 47V46H207ZM206 47V45H205V47L204 48H207ZM210 47H214V46H211L210 45ZM210 47H208V48H210ZM233 47V46H232ZM17 48V47H16ZM21 48V47H20ZM33 48V47H32ZM37 48V47H36ZM42 48V47H41ZM67 48H65V49H67ZM156 48V47H155ZM163 48V47H162ZM163 48V49H164ZM180 48V47H179ZM179 48H177V49H179ZM184 48V46L181 48V49H183ZM185 48H186V46H185ZM184 48V49H185ZM194 48V47H193ZM202 48V47H201ZM200 48V49H201ZM217 48V49H218ZM235 49H237V47L235 46L234 47ZM234 48H232V49H230L229 51L230 52H233L234 51ZM246 48V50H248ZM252 48V49H253ZM260 48V47H259ZM258 48V49H259ZM264 48V47H263ZM1 49V48H0ZM29 49V48H28ZM48 49V48H47ZM60 49H61V47H60ZM151 49V48H150ZM187 49V48H186ZM196 49V48H195ZM203 49V48H202ZM214 49H216V48H214ZM239 49H241L240 47H239ZM258 49H256V50H258ZM4 50V49H3ZM15 50V49H14ZM33 50V49H32ZM37 50H39V49H37ZM156 50V49H155ZM159 50V49H158ZM174 50V49H173ZM188 50V49H187ZM194 50V49H193ZM204 50V49H203ZM203 50H197V51H195L194 53H196V55H195V57H194V55H191V54H188V51H183V50H180L179 49V51L176 53V52H174V54H175V56L173 55L172 57H173V59H172V62L170 61V59H169V61H168V63H170V65H171V63H173L172 65L174 66V67H176L177 68V72H179V74H178V76H177V74H176V76L175 77H177V80H178V78L181 80V81H177L175 78H174V76H171V77H173V80L175 79L176 81H177V83L178 82H181V83H183L182 81L184 80V82L186 83V81L185 80H190V82H192L198 75L200 76V78H203V77H201V74H204V76L205 75H207V79H209V77L211 78L213 75H210V74H212V72H213V70L215 69L216 71L215 72H213V74H214V77H215V75H216V72L218 71V73L217 74H220L221 75V77H220V75L218 76L217 75V77L219 78L217 81H221L220 80V78H224L226 81H227V79L226 78H228L229 79V82H224L223 84H225V85H222V86H220V85H215V86H217V91H216V94L220 97H222V99H226V98H228L227 97V94H228V91H227V89L229 90V88H227L226 90H224V91H219V90H223V89H225L226 87H229V86H231V88L232 89H236V91L235 90H233V91H231V92H234L235 91V94H233L232 96H236V98H235V96H234V98L235 99H243V98H246V100H249V101H247V102H232L231 100H230V98H229V101L230 102H223V100L221 101L220 100V102L219 103H221V108L219 107V109H221V111L223 112V114H218V112H216L218 115H226L228 112H229V110H232L233 112H234V115H235V113L236 114H244V112H250V113H254L255 111H258V110H260V108H262V106H263V109H264V65H262L261 67H258L257 68V66L259 65V63H263L264 64V51H260V50H258V51H256L255 52V54H252V53H254V50H253V52L251 53L252 55L250 56V55H248L249 53L248 52H250V51H247V55H244L243 56V54H242V56H243V58H241L242 56H241V54H238L239 55V57L241 58V59H239L238 57H236V56H238V55H234V52L231 54L229 51H226V55H227V58H228V54H227V52H229L230 54V56H229V58L231 59L232 58V60L233 61H231L230 62V60H229V64H226V63H223L227 58H225L224 59V61L222 62V59L224 58H219V56H218V51H214V55H215V53L217 54V58H216V60H215V56L214 55H212V56H214V58L212 57V59H209V57H207V56H209L210 55V57H211V54L212 53H210V54H207V56H206V50L205 51H203ZM232 50V51H231ZM250 50V49H249ZM264 50V49H263ZM4 51H6V50H4ZM16 51V50H15ZM15 51H14V53H15ZM48 51V50H47ZM53 51V50H52ZM60 51V50H59ZM67 51V50H66ZM67 51V52H68ZM106 51H111L110 53L111 54H109V55H107V53L106 54H103V52H106ZM166 52L167 51V49L166 50H163V52ZM169 51V50H168ZM190 51V52H191ZM210 50L208 49V52H209ZM220 51V50H219ZM219 52V53H223V52ZM236 51V50H235ZM240 50H238V52H239ZM245 51V50H244ZM244 51H242V52H244ZM18 52V51H17ZM32 52V51H31ZM46 52V51H45ZM58 52V51H57ZM61 52H63V51H61ZM153 52V51H152ZM151 52V53H152ZM206 52V53H205ZM211 52V51H210ZM237 52V51H236ZM237 52V53H238ZM241 52V53H242ZM261 52V53H260ZM0 53H1V51H0ZM7 53V52H6ZM12 53V52H11ZM19 53H20V51H19ZM40 53V52H39ZM63 53H65V52H63ZM236 53V54H237ZM23 54V53H22ZM27 54V53H26ZM30 54V53H29ZM33 54V53H32ZM36 54V53H35ZM153 54H154V52H153ZM153 54H152V56H153ZM156 54V53H155ZM167 54H168V52H167ZM192 54H193V51H192ZM224 55H225V53H223ZM222 54V55H223ZM245 54H246V52H245ZM9 55H11V54H9ZM31 55V54H30ZM64 55V54H63ZM163 55V54H162ZM169 55V54H168ZM223 55V56H224ZM225 55V56H226ZM1 56V55H0ZM67 56H69V58L67 57ZM165 56H167V55H165ZM171 56V55H170ZM198 56L200 57V59H198ZM2 57V56H1ZM18 57V56H17ZM27 57V56H26ZM35 57V56H34ZM64 57H66L67 59H65L64 60ZM155 57H158V56H156L155 55ZM160 57V56H159ZM220 57H222L221 55H220ZM170 58V57H169ZM207 58H208V60H207ZM218 58H219V60L221 59V62L223 63V65L220 67L218 64H221L219 61H218ZM18 59V58H17ZM29 59H31L32 60V58H29ZM34 59V58H33ZM155 60L157 59V58H154ZM161 61H163V59H165V58H159ZM159 59H158V63H159ZM167 59H168V56H167ZM4 60V59H3ZM8 62H13V60H14V58L12 57V56H8V58L6 59ZM36 60H37V57H36ZM39 60H40V58H39ZM59 60V59H58ZM23 61V60H22ZM33 61V60H32ZM165 61H167L166 59H165ZM165 61H163V62H165ZM15 62V61H14ZM29 62V61H28ZM37 62V61H36ZM218 64H217V63ZM35 64V63H34ZM40 64V65H39ZM42 64H43V62H42ZM258 64V65H257ZM2 65V64H1ZM25 65V64H24ZM166 65V64H165ZM255 65H257L256 67H255ZM3 66V65H2ZM23 66V65H22ZM216 66V67H215ZM28 67V66H27ZM137 67L135 68V67H131L132 69H128V71L129 72H126L127 74H129V75H131L132 76V74H134L133 73V68L136 70L137 69ZM165 68V66H164V64H163V66L161 65V67L160 68ZM167 67V66H166ZM170 68H169V70L171 69V67L172 66H169ZM173 67V68H174ZM217 67L219 68V69H217ZM3 68V67H2ZM24 68V67H23ZM128 68V67H127ZM127 68H125V70L127 69ZM130 68V67H129ZM162 68V69H163ZM171 69L172 71H174V69ZM4 69V68H3ZM2 69V70H3ZM119 69V70H118ZM166 69H168V67L166 68ZM166 69H164V70H166ZM124 69H122V71H123ZM168 70V71H169ZM170 70V71H171ZM176 70V69H175ZM23 71H25V70H23ZM27 71V70H26ZM127 71V70H126ZM138 71V70H137ZM135 72L136 73V75L138 74V72ZM159 72H160V70H158ZM170 71L169 72H166V73H164V74H170ZM157 72V71H156ZM161 72H162V70H161ZM176 71H175V73H177ZM1 73H2V71H1ZM6 73V72H5ZM152 73V72H151ZM158 73V72H157ZM156 73V74H157ZM174 73V72H173ZM172 73V74H173ZM3 74V73H2ZM7 74V73H6ZM33 74V75H32ZM160 74V73H159ZM1 75V74H0ZM128 75V76H129ZM135 75V74H134ZM149 75H150V73H149ZM152 76L151 77H155L156 78V75L155 76H153V74H151ZM160 75H163L162 73L160 74ZM159 75V76H160ZM2 76V75H1ZM0 76V77H1ZM5 76V75H4ZM4 76H2V77H4ZM124 76V78H126L125 76L126 75H122L121 77H123ZM127 76V77H128ZM199 76H198V78H199ZM141 77H143V76H141ZM145 77V76H144ZM148 77V76H147ZM151 77H149V79H151ZM164 77V76H163ZM163 77H161V78H163ZM170 77V76H169ZM170 77V78H171ZM214 77H212V78H214ZM217 77L215 78V79H217ZM226 77V78H225ZM128 78H131V77H128ZM154 78V80H156ZM161 78H158L157 77V80L158 79H160L161 80ZM199 78V79H200ZM211 78V79H212ZM133 79H135V81H136V79L137 78H133ZM139 79V78H138ZM142 79V78H141ZM163 79H166V78H163ZM162 79V80H163ZM193 79V80H192ZM210 79V81H213L214 79H212L211 80ZM4 80V79H3ZM127 80H129V79H127L126 78V81ZM147 80V79H146ZM145 80V78H143L140 82H142V83H144L145 85H146V87H145V85H144V88H148L147 86H149L151 83H152V81L151 82H149L148 80L146 81ZM153 80V79H152ZM168 79H166V82H169V81H167ZM196 80V79H195ZM202 80V79H201ZM204 80H205V77H204ZM203 80V81H204ZM121 81H124L123 79L121 80ZM120 81V82H121ZM129 81H132V79H130ZM135 81L133 82V83H135ZM159 81V80H158ZM197 81H199V80H196V82ZM208 81V80H207ZM77 82V83H78ZM92 82V81H91ZM117 82V81H116ZM119 82V81H118ZM117 82V83H118ZM120 82L118 83V84H115V86H114V88H116V85L117 86H119V87H121L120 86ZM128 82V81H127ZM138 82V81H137ZM149 82V83H148ZM153 82H155V81H153ZM160 82V81H159ZM159 82H155V83H157V84H159V86H161V83H159ZM162 82V81H161ZM163 82H164V80H163ZM163 82H162V84H163ZM175 81H173V83H174ZM189 82V81H188ZM187 82V83H188ZM195 82V81H194ZM209 82V81H208ZM213 82H215V80L213 81ZM3 83V82H2ZM1 82H0V85L2 84ZM5 83V82H4ZM3 83V84H4ZM122 83V82H121ZM126 83V82H125ZM129 83V82H128ZM148 83V84H147ZM165 83V82H164ZM176 83V82H175ZM179 84L178 83V85H183V84ZM184 83V85H185V87H186V84ZM193 83V82H192ZM204 83H206V82H204ZM203 83V84H204ZM2 84V85H3ZM11 84V83H10ZM102 84V83H101ZM111 84V83H110ZM113 84V85H114ZM124 84V83H123ZM122 84V85H123ZM132 84V83H131ZM130 83L127 85V83L124 85V87L127 85L128 87H131L132 85H131ZM138 84V83H137ZM136 84V85H137ZM166 84V83H165ZM165 84H163V85H165ZM172 84V83H171ZM170 84V85H171ZM197 84H202V83H198L197 82ZM210 85L211 84H213L212 82L211 83H209ZM208 84V85H209ZM5 85V84H4ZM103 85H105L104 83H103ZM102 85V86H103ZM112 85V84H111ZM129 85H131V86H129ZM139 85V84H138ZM167 85V87L168 86H170V85H168V83L166 84ZM183 85V86H184ZM190 85H192V84H190ZM205 85V84H204ZM212 86V87H215V86ZM229 85V86H228ZM6 86H8L7 84L4 86V87H6ZM13 86V85H12ZM21 86H22V88H21ZM99 86H100V84H99ZM126 86V87H127ZM135 86V85H134ZM140 86H142V84L140 85ZM151 86V85H150ZM150 86H149V88L148 89H150ZM158 86V85H157ZM156 86V87H157ZM177 86V85H176ZM183 86H181V88H183ZM188 86V85H187ZM201 86H203V85H201ZM197 87V85H196V87H197V90H198V88L199 89H201V88H203V87ZM9 87V86H8ZM52 87V88H53ZM59 87V88H58ZM103 87H106V85L105 86H103ZM108 87V86H107ZM112 87V86H111ZM110 86H109V88H107L108 89V94H106V95H104L106 98H109V99H111V100H113V99H116L117 100V98H116V96L115 95H117V94H115L114 95V93H113V91H115V90H113V91H110V88H111ZM118 87V88H119ZM133 87V86H132ZM131 87V88H132ZM138 87V86H137ZM135 88V89H140V88H142V87H140V88ZM166 87V86H165ZM207 86H205V88H206ZM210 87V86H209ZM209 87H207V88H209ZM0 88H2L3 89V87H1L0 86ZM7 88V87H6ZM113 88V89H114ZM122 88V87H121ZM121 88H119V89H121ZM143 88V90L141 89V91H145L146 89H144ZM154 88H155V84H154ZM154 88H153V90H151L150 91V93H149V95L150 94H153L154 92H152V91H155L154 90ZM158 88V87H157ZM160 88H163L162 86L160 87ZM171 88V87H170ZM169 88V89H170ZM180 87H179V89H180V92H179V89H178V87L177 88H173L174 90L176 89H178V91H177V93L176 94H178V92H179V94H181V89ZM187 88V87H186ZM186 88H185V90H186ZM188 88H191L190 86H188ZM192 88H194V89H196L195 88V84H194V87H193V85H192ZM204 88V89H205ZM216 88V87H215ZM214 88V90H216ZM11 89V88H10ZM13 89V88H12ZM11 89V90H12ZM102 89V88H101ZM106 89V88H105ZM125 89H129V88H125ZM147 89V90H148ZM152 89V88H151ZM202 90L201 89V91H205V90H208V89H205V90ZM34 90H36V89H34ZM112 90V89H111ZM117 90V89H116ZM130 90V89H129ZM136 90V91H137ZM162 90H164V88L162 89ZM161 90V91H162ZM172 89H170V90H167L168 91V93L169 94H167V96L168 95H172V96H169L170 98H172V97H174L173 95L175 94H172V93H170V91H171ZM188 90V89H187ZM190 90H192V89H189L188 91H186L187 93L188 92H190ZM196 90V91H197ZM1 91V90H0ZM2 91H4V90H2ZM1 91V92H2ZM6 91V90H5ZM5 91H4V93H5ZM104 91V90H103ZM106 91V90H105ZM121 91H122V89H121ZM120 90H119V92H121ZM132 91H133V89H132ZM131 91V92H132ZM158 91H159V89H158ZM183 91H184V88H183ZM192 91H194V90H192ZM196 91H194V93H196ZM209 91V90H208ZM207 91V92H208ZM213 91V90H212ZM211 91V89H210V92H212ZM225 91L227 92V93H225ZM7 92H9L8 90H7ZM6 92V93H7ZM18 92H19V90H18ZM116 92V91H115ZM123 92H125V91H122V93ZM134 92V91H133ZM133 92H132V94H133ZM148 92H149V90H148ZM152 92V93H151ZM163 92V91H162ZM164 92H165V94H164ZM163 93H162V96H163V94L165 95V96H163L164 98H167V96H166V90L164 91ZM173 92V91H172ZM220 92H224V94L226 95H222ZM21 93V92H20ZM107 93V92H106ZM136 93H138V91L136 92ZM136 93L134 94V95H136ZM155 93H156V91H155ZM154 93V94H155ZM184 93H185V91H184ZM187 93H185V95L187 94ZM193 93V92H192ZM197 93L199 94V92L197 91ZM202 92H200V94H201ZM17 94V93H16ZM124 94V93H123ZM123 94H122V96H123ZM142 94V92L141 93H139V95H141ZM143 94H145V93H143ZM142 94V95H143ZM157 94V97H159L160 95H161V92L159 91L158 93H156ZM158 94H159V96H158ZM175 94V95H176ZM178 94V96H181V95H179ZM188 94H191V93H188ZM187 94V95H188ZM202 94H204V93H202ZM215 94V92L214 93H209L208 92V94H205V95H207L206 97H208V95H211L212 96V98L213 97H215L216 99H214L215 101H219V100H217V97H216V95H214ZM138 95V96H139ZM141 95V96H142ZM146 95V94H145ZM184 95V94H183ZM1 96V95H0ZM118 96V95H117ZM121 96V95H120ZM120 96H118V100H119V97ZM122 96H121V99H123L122 98ZM126 96V95H125ZM147 96H148V93H147ZM146 96V97H147ZM152 96V95H151ZM150 96V97H151ZM177 95H176V97H178ZM202 96V95H201ZM204 96V95H203ZM210 96V97H211ZM223 96H225L226 98H224ZM229 96V95H228ZM16 97V96H15ZM150 97H148V98H150ZM189 97H191V95L189 96ZM205 97V96H204ZM210 97H208L209 99H212V98H210ZM229 97H231V93H230V96ZM18 98V99H19ZM154 98V97H153ZM161 98V97H160ZM186 98V97H185ZM183 99V100H185V102H181L180 101V99L181 98H179V100L178 99H176V100H174V101H179V102H169L170 101V99L168 100V102H163L162 100H161V102H103V105H108L109 107H111L110 105L111 104H114V105H112V106H114L116 109H118L119 107H127L126 109L128 110V112L126 111H123V110H125V109H122V111L123 112H125V113H123L122 115H127L128 116V118L130 117L131 119H134V121H136L137 120V118H139V119H141V120H144L143 121V124H142V122L140 123L141 125H138L137 126V124H135L137 127H136V131L137 132H134V131H126V130H124V126H122V127H124V128H122L121 127V125H122V121H121V119L122 118H124L125 116H118L117 118H118V121H120V123H121V125L119 126V125H114V121L115 120H113L111 117H115V116H117V115H115V114H112V113H110V115L107 113V112H110V111H107L106 113L108 114V116L106 115V114H102L101 116H100V119H102V121L103 122H106V123H108L109 124V126L107 125L106 127H103V128H101V129H98V131H94L93 132V134H94V137H97V138H100V140L102 141V142H100V140L98 141L97 139H95L97 142H100L99 144H100V146L102 145V143H103V141L105 142V144H103V145H105L106 146V144H107V148L109 149V152L111 153L112 152V154H114V151H115V155L117 154V151L116 150H118V146H120V148L123 146L122 144H124L125 145V147L126 148H128V149H126V150H128L129 152H130V155H132V153H134V152H138V151H143V154L140 156V160L138 159V156H139V154H138V156H137V159L135 160V162L137 163V161L139 162H141V163H143V164H140V162L138 163V164H140V166L142 165V167H144L145 166V168L146 167H148V165L146 166V164H149V163H146V164H144V162L147 160L148 162H150V161H156V162H158L159 163V161L164 165V167H165V169H167V171L168 170H171V171H174V169L176 168V167H178V166H181V164H183L184 166L186 165V166H188L190 169L191 168H195L196 167V165H199V164H197V162H195L194 160H191V155L190 154H188V152H187V150H186V148L187 149H189L188 147H186V146H188L189 145V143H188V145H186L185 143H187L186 141H188V140H185V141H183V142H179V141H171L170 139H168L169 140V142L168 141H166V142H163L162 140H164L165 141V139H162V140H160V141H162L163 143H166V145H168L172 150H170V148H169V150H170V152L173 154V157H174V159H175V163H173V164H176V165H178V166H173V164L170 166V165H168L167 164V157H166V155H165V153H169V150H168V148H167V152H163V150H161L160 151V148H162V146H163V144H162V146H160V142H159V140L158 141H156L157 139L156 138H158L159 139V137L158 136H162V135H164V132L162 133V135L160 134V128L162 129L163 128V126H170V124L172 123L171 122V120H173V119H175V125H177V124H179L180 123V121L183 119V117L184 116H188V114H193V112H195L196 113V111H197V109L199 108H196L197 106H199V104L197 105L196 103H194L195 101H193V102H191V100L192 99ZM193 98H196L195 96L193 97ZM233 98V97H232ZM231 98V99H232ZM233 98V99H234ZM120 99V100H121ZM126 99V98H125ZM140 99H142V98H140ZM143 99H146L147 100V98H143ZM151 99H152V97H151ZM157 99H159V98H157ZM168 99V98H167ZM212 99V100H213ZM124 100V99H123ZM149 100V99H148ZM156 100V99H155ZM198 100V99H197ZM227 100V99H226ZM159 101H160V99H159ZM187 101H190V102H187ZM201 103H202V101L201 100H199ZM225 101V100H224ZM199 103V102H198ZM4 104H7V107H8V103H4ZM4 104H0V114H2L3 115V113L4 112H6L7 110V108H6V105H4ZM203 104V103H202ZM202 104H200V106L202 105ZM212 104V103H211ZM100 105H102V104H100ZM203 106H205L204 104L202 105V107ZM216 106H218V105H216ZM216 106L215 105H213V107L214 108H216ZM22 107V106H21ZM104 107H107V106H104ZM206 107H208L209 108V106L207 105V106H205L204 108L205 109H208V108H206ZM212 107V105H211V107H210V109L211 108H213ZM13 108V107H12ZM196 108V109H195ZM203 108V109H204ZM213 108V109H214ZM218 108V107H217ZM16 109V108H15ZM102 110L104 109V108H101ZM107 109H109L108 107H107ZM106 109V110H107ZM116 109H114V110H116ZM204 109V110H205ZM219 109H216V111L217 110H219ZM6 110V111H5ZM12 110H14V109H12ZM11 110V111H12ZM22 110H24V106H23V109ZM105 110V109H104ZM121 110V109H120ZM120 110H119V112H120ZM202 110V108L201 109H198V111H201ZM215 110V109H214ZM214 110H213V112H214ZM18 111H19V109H18ZM122 111H121V113H122ZM211 111H212V109H211ZM210 110L207 112V110H206V112L205 113H208V114H211L212 115V113H209V112H211ZM221 111H219V112H221ZM14 112H16V111H14ZM23 112V111H22ZM103 112V111H102ZM116 112H117V110H116ZM116 112H114V113H116ZM118 112V113H119ZM202 112H204V111H202ZM13 113V112H12ZM194 113V114H195ZM216 113H215V115H216ZM224 113H226V114H224ZM230 113V112H229ZM256 113V112H255ZM6 114V113H5ZM4 114V115H5ZM233 113H231L230 115H232ZM247 114H249V113H247ZM257 114V113H256ZM112 115V116H111ZM114 115V116H113ZM119 115H120V113H119ZM213 115H214V113H213ZM228 115V114H227ZM226 115V116H227ZM245 115V114H244ZM262 115V114H261ZM14 116V115H13ZM24 116V115H23ZM109 116H111V117H109ZM229 116V115H228ZM241 116V115H240ZM263 116H264V114H263ZM7 117V116H6ZM188 117H190V116H188ZM215 117V116H214ZM260 115H259V119H260ZM1 118V117H0ZM217 118V117H216ZM215 118V119H216ZM234 118H236V117H231L230 116V118H228V119H226V120H224L225 122L228 120V122H226L227 123V126L225 125V127H227V129L229 128L230 129V131H233V132H235V134H240L241 136H243L247 141H249V143H250V146L252 147L251 149H253V147H255V149L258 147V145H259V143H262L261 144V149H263L264 150V129H262L263 127L261 126V125H258V126H256L255 124H253V123H250L248 120L249 119H251V118H248V117H245V119H247L248 118V122L245 120H239V118H236V119H238V120H235ZM241 118H244V117H240V119ZM258 118H255L256 119V121L258 120ZM4 119V118H3ZM16 119V118H15ZM14 119V120H15ZM113 121H112V120ZM114 119H116V117L114 118ZM120 119V120H119ZM126 119V117L124 118V120ZM130 119V120H131ZM138 119V120H139ZM221 119V118H220ZM219 119V120H220ZM230 119H232L231 121V123H229V120ZM233 119H234V121H233ZM123 120V119H122ZM217 120V119H216ZM215 120V121H216ZM254 120V119H253ZM9 121V120H8ZM20 121V120H19ZM117 121V120H116ZM117 121V122H118ZM126 121V123H128L127 121L128 120H125ZM124 121V122H125ZM182 121H184V120H182ZM187 121V120H186ZM185 121V123H187L184 127L188 130L190 127L192 128V124H193V122H198V121H193V122H190V123H192V124H190V123H188L189 121H187L186 122ZM211 121V120H210ZM218 121V120H217ZM223 121V122H224ZM260 121H264V120H262V119H260ZM22 122V121H21ZM102 122V123H103ZM112 122H113V124H112ZM132 122V121H131ZM130 122V123H131ZM136 122H138V121H136ZM177 122V123H176ZM204 122V121H203ZM222 122V123H223ZM258 122V121H257ZM257 122H255V123H257ZM133 123H135V122H133ZM139 123V122H138ZM196 123H194V124H196ZM222 123H221V125H222ZM225 123V124H226ZM132 124V123H131ZM172 124H174V123H172ZM171 124V125H172ZM181 124V123H180ZM220 124V123H219ZM224 124V123H223ZM251 124H253V125H251ZM260 124V123H259ZM4 125H6V122H5V124ZM105 125V124H104ZM129 125V124H128ZM133 125V124H132ZM202 125V124H201ZM216 125V124H215ZM220 125V126H221ZM1 126V128H2V125H0ZM8 126V125H7ZM126 126V125H125ZM253 126V127H252ZM256 126V127H255ZM262 128H261V127ZM6 127V126H5ZM4 127V128H5ZM131 127H134V130H135V126L133 125V126H131ZM180 127H183L182 125L181 126H176L175 127V129L173 128V130H174V133H176L177 135H178V133L180 132V131H182L181 129H183V128H180ZM201 127V126H200ZM199 127V128H200ZM212 127V126H211ZM210 127V128H211ZM11 128V127H10ZM10 128H9V130H10ZM128 128V127H127ZM220 128H222V127H220ZM224 128V127H223ZM126 129V128H125ZM129 129V128H128ZM167 129V128H166ZM166 129L164 128V130H165V135L163 136V137H168L169 136V134L168 135H166V133H167V131H166ZM185 129V130H186ZM193 130H195L194 128H192ZM212 129V128H211ZM215 129V128H214ZM218 129V128H217ZM226 129V130H227ZM8 130V129H7ZM56 130V129H55ZM170 131L169 132H171L172 134H173V132L171 131V129H169ZM185 130H183L181 133L183 134V132L185 131ZM186 130V131H187ZM197 130V129H196ZM213 130V129H212ZM220 130V129H219ZM6 131V130H5ZM28 131V130H27ZM32 131V130H31ZM54 131V130H53ZM52 131V132H53ZM191 131V129L189 130V132ZM9 132V131H8ZM188 131H187V133L190 135V133H189ZM196 132V131H195ZM218 134H219V132H218V130L216 131ZM222 132V131H221ZM133 133V134H132ZM171 133H170V137L171 136H173V135H171ZM181 133H180V135H181ZM226 133V132H225ZM224 133V134H225ZM228 133H229V130H228ZM56 134H57V132H56ZM59 134V133H58ZM92 134V135H93ZM187 134V135H188ZM192 134H194L193 133V131H192ZM191 134V135H192ZM221 134V133H220ZM230 134V133H229ZM184 135V134H183ZM54 136L55 135H53L52 137H51V139L49 140V144H51V145H53L54 146V144L55 143H57V142H55V140H54ZM59 136V135H58ZM58 136H56V137H58ZM179 136V135H178ZM182 136V135H181ZM185 136V135H184ZM193 136V135H192ZM89 137V136H88ZM91 137H93V136H91ZM90 137V138H91ZM242 137V138H243ZM161 138V137H160ZM238 138H239V136H238ZM241 139L240 141L241 142H243V143H245V142H247V141H245L244 142V140L245 139ZM177 139H178V137H177ZM228 139V138H227ZM237 139V138H236ZM240 139V138H239ZM239 139H238V141H239ZM93 140H94V138H93ZM124 140H129L127 143H124ZM181 141H182V138L180 139ZM91 141H92V139H91ZM191 141V140H190ZM235 141H237V140H235ZM238 141H237V143H238ZM239 141V142H240ZM185 142V143H184ZM225 142V141H224ZM91 143V142H90ZM95 143V142H94ZM236 142H234V144H235ZM243 143H241V144H243ZM97 145H98V143H96ZM239 144V143H238ZM238 144H237V146H238ZM241 144H240V146L238 147V149H240L242 146H241ZM248 144V143H247ZM92 145V144H91ZM94 145V144H93ZM96 145V146H97ZM186 145V146H185ZM245 146H246V144H244ZM7 146V144H3L2 143V145H1V148L3 149V151H4V149L5 148H7L6 147ZM95 146V145H94ZM99 146V145H98ZM99 146V147H100ZM160 146V147H159ZM190 146V145H189ZM197 146V145H196ZM232 146H233V148H234V145L232 144ZM236 146V145H235ZM245 146H243V147H245ZM247 146H249V145H247ZM91 147V146H90ZM93 147V146H92ZM103 147V146H102ZM118 147V148H117ZM124 147V146H123ZM165 147V146H164ZM259 147V148H260ZM96 148V147H95ZM105 149V148H103L104 150H106V152L108 151V149ZM166 148V147H165ZM232 148V147H231ZM245 148H247V147H245ZM259 148H257V150L259 149ZM2 149H1V151H2ZM164 149V148H163ZM190 149H191V147H190ZM189 149V150H190ZM237 149V151H240V152H242L243 150H245L244 148H243V150L242 149H240V150H238ZM6 150V149H5ZM125 149L123 150V151H121V150H118V151H120L121 153L123 152V154L125 153V151H126ZM166 150V149H165ZM193 150V149H192ZM234 150V149H233ZM233 150L231 151V152H233ZM242 150V151H241ZM127 151V153L129 154V152ZM256 151V150H255ZM260 151H262V150H260ZM260 151H257V152H260ZM6 152V151H5ZM109 152H107V153H109ZM119 152V153H120ZM193 152V151H192ZM226 152V151H225ZM224 152V153H225ZM235 152H236V147H235ZM234 152V153H235ZM245 152H246V150H245ZM245 152H242L241 154H242V156L244 155V153ZM106 153V154H107ZM120 153V154H121ZM229 153V152H228ZM239 153V152H238ZM238 153H236V155L235 156H237V154ZM261 153V152H260ZM2 154V153H1ZM0 154V155H1ZM104 154V153H103ZM111 154V156H112V158H113V156L114 155H112ZM120 154L118 155H116L118 158H119V156H120ZM122 154V155H123ZM134 154H136V153H134ZM171 154V155H172ZM191 154H193V153H191ZM261 154H264V152H262ZM124 155H126V154H124ZM171 155L169 154L168 155V157L170 158L171 157ZM239 155H240V153H239ZM238 155V156H239ZM2 156V155H1ZM114 157V158H117V157ZM129 156V155H128ZM144 156V157H143ZM227 156V155H226ZM225 156V157H226ZM241 156V155H240ZM239 156V159L240 160H242V158H244L245 159V157H240ZM264 156V155H263ZM107 157L109 158L110 156H109V154H107ZM123 157V156H122ZM122 157H120V158H122ZM129 157H131V156H129ZM143 157V158H142ZM173 157H171L172 158V160H173ZM107 158V159H108ZM124 158V157H123ZM134 158V157H133ZM141 158H142V160H141ZM145 158V159H144ZM171 158L169 159V160H171ZM200 158V157H199ZM198 158V159H199ZM111 159V158H110ZM125 159V158H124ZM123 159V160H124ZM129 159V158H128ZM144 159V160H143ZM193 159V158H192ZM229 159H230V157H229ZM228 159V160H229ZM109 160V159H108ZM113 160V159H112ZM117 160V159H116ZM115 160V161H116ZM127 160V159H126ZM159 160V161H158ZM168 160V161H169ZM196 161H197V157H196V159H195ZM231 160V159H230ZM240 160H238L239 162H240ZM111 161V160H110ZM115 161H112V162H110V164H114L113 162H115ZM120 161V163L122 162H125V161H121V160H119ZM144 161V162H143ZM192 161H194L195 163H196V165H194L193 163H192ZM243 162H245L244 160H242ZM117 162H118V160H117ZM126 162H128V161H126ZM132 162H134V161H132ZM201 162H202V160H201ZM228 162V161H227ZM109 162L107 161V163L106 164H108ZM119 163V164H120ZM161 163H159L158 165H160L161 167H162V165H161ZM172 163V162H171ZM105 164V165H106ZM118 164V165H119ZM129 164V163H128ZM130 164H132L133 166L134 165H136V164H133V163H131L130 162ZM130 164H129V167H130ZM157 164V163H156ZM169 164H170V162H169ZM202 164V163H201ZM232 164V163H231ZM105 165L103 166V167H105ZM118 165H117V167H118ZM144 165V166H143ZM203 165V164H202ZM110 165L108 164V166L107 167H109ZM112 167L113 166H115V165H111ZM111 166H110V169H111ZM120 166V165H119ZM240 166H241V163H240ZM243 166V165H242ZM102 167V169H101V171L104 169ZM106 167V168H107ZM128 167V165L127 166H121V168H117L118 170H119V172L118 171H116L115 170V172H114V174L115 173H117L118 172V175L120 174V176L123 178V177H127V176H125V175H127L126 173L129 171L128 169H131V167L129 168ZM175 167V168H174ZM199 167V166H198ZM45 168H50V169H46L47 171H51V166L50 167H46V165H45ZM55 169H58V168H56V167H54ZM134 168V167H133ZM138 168L139 169H141L139 166H138ZM137 168V169H138ZM145 168H144V170H145ZM150 168V167H149ZM153 168V167H152ZM189 168H188V170H189ZM197 168V167H196ZM203 168V167H202ZM204 168L206 169L207 167H205L204 166ZM241 168V167H240ZM40 169H42V167L40 168ZM67 169V168H66ZM65 169V170H66ZM109 169V170H110ZM134 169H136V166H135V168ZM162 168H160L159 170H161ZM164 169V171L163 170H161L162 172H161V174L160 175H162V173H164L166 170ZM182 169V168H181ZM242 169H244V167H242ZM36 170H38V169H36ZM64 169H62V173H65L66 175H67V171L66 172H64L65 171ZM104 170H106V169H104ZM133 170V169H132ZM143 170V169H142ZM175 170H177V169H175ZM192 171H193V169H191ZM196 170H198V169H196ZM247 170V169H246ZM245 170V171H246ZM47 172V174L45 173L46 171H45V169H42V172H44L45 173V175L43 174L42 176L43 177H45L44 178V180H49L48 178H50V180H51V178L53 179L54 178V175L56 176H58V174L60 175V171H61V169H60V171L58 172V174H56L57 173V171H56V173H54V172ZM69 171V170H68ZM107 171V170H106ZM111 171V170H110ZM131 171V170H130ZM129 171V173H131V172H133V171H135L136 172V170H133V171H131L130 172ZM139 171V170H138ZM153 171H155V170H153ZM183 171V170H182ZM240 171H242V170H240ZM42 172H41V174H42ZM70 172H72L71 171V169H70ZM83 172H87V171H83ZM82 172V173H83ZM89 172V171H88ZM113 172V171H112ZM145 172V171H144ZM170 172V171H169ZM175 172V171H174ZM188 172V171H187ZM242 172H244V171H242ZM53 173V174H52ZM61 173V174H62ZM74 173V172H73ZM92 173V172H91ZM91 173L89 172L88 174H89V177H90V175H91ZM105 173V172H104ZM155 173V172H154ZM159 173V172H158ZM200 173V172H199ZM87 174V173H86ZM92 174H94V173H92ZM97 174V173H96ZM101 174H103V171H102V173ZM113 174V175H114ZM145 174V173H144ZM144 174H142L144 177H146ZM194 174H195V172H194ZM247 174V173H246ZM63 175V174H62ZM117 175V176H118ZM122 175H124V176H122ZM135 175V174H134ZM139 175V174H138ZM169 175V173L168 172H165V176H168ZM176 175H178V174H176L175 173V176ZM208 175V174H207ZM41 176V175H40ZM41 176V177H42ZM68 176V175H67ZM107 176V175H106ZM111 176V178H113V176L112 175H110ZM141 176V175H140ZM142 176V177H143ZM147 176H149V175H147ZM156 176H158L156 179H158V178H160L161 179V177L159 176V175H157L156 174ZM171 175H169V177H170ZM180 175H178L177 177H174V175L172 174V176H171V178L172 177H174V178H176L177 180H178V177H179ZM184 176V175H183ZM199 176V175H198ZM201 176V175H200ZM61 177V176H60ZM59 177V178H60ZM85 177V176H84ZM86 177H88V175L86 176ZM88 177V178H89ZM101 177H103V176H101ZM101 177H97L98 179L99 178H101ZM108 177V176H107ZM115 177V176H114ZM139 177V176H138ZM141 177V179H139V178H137V181H139L138 183H140L141 181H143V179L145 180H147V179H149V177L148 178H142ZM206 177V176H205ZM56 178V177H55ZM54 178V179H55ZM88 178H86V179H88ZM95 178H96V176H95ZM96 178V179H97ZM115 178H117V177H115ZM118 178H119V180L120 179H122V178H120L119 176H118ZM131 178V177H130ZM164 178V177H163ZM180 178V177H179ZM200 178V177H199ZM90 179L91 180H93L92 179V176L90 177ZM90 179H88V181H90ZM95 179V180H96ZM98 179L96 180V181H92V185L89 183V185H91V186H102V189H109V188H111L112 187V189L114 190V188H118L119 186H120V184H118L119 186H116V187H114L113 188V186H115V181H116V179H115V181H108V179H105V178H103L104 180H101L100 181V179H99V181H98ZM123 179H125V178H123ZM129 179V178H128ZM132 179V178H131ZM130 179V180H131ZM158 180L157 182H155L156 183V185H160V186H158V187H160L159 189H160V196H161V193H166V191H167V189L168 190H170V192H173V187H175L173 184V186H171L172 188H166V186L167 187H169L168 185H163L164 183L161 181V180ZM175 179V180H176ZM193 179H194V177H193ZM196 179H197V177H196ZM195 179V180H196ZM201 179V178H200ZM214 179V178H213ZM216 179V178H215ZM56 180H58V178H56ZM127 180V179H126ZM133 180V179H132ZM136 180V179H135ZM135 180H133V181H135ZM167 180H168V178H167ZM169 180H170V178H169ZM174 179H172V181H173ZM176 180V181H177ZM192 180V179H191ZM220 180V179H219ZM218 180V181H219ZM239 180H241V179H239ZM244 180V179H243ZM248 180V179H247ZM118 181V180H117ZM116 181V182H117ZM121 181V180H120ZM120 181H119V183H120ZM149 181V180H148ZM148 181H145V183L146 182H148ZM154 181H156V180H154ZM153 181V182H154ZM203 181V180H202ZM213 181V180H212ZM216 181V180H215ZM91 182V181H90ZM150 182V181H149ZM152 182V181H151ZM161 182L163 183L162 185H161ZM174 182V181H173ZM178 182V181H177ZM206 182V181H205ZM204 182V183H205ZM208 182V181H207ZM210 182V181H209ZM241 182V181H240ZM247 182H249V181H247ZM124 183H125V181H124ZM142 183V182H141ZM166 183L167 184H169L167 181H166ZM175 183V182H174ZM179 183V182H178ZM184 183V182H183ZM212 183V182H211ZM215 183V182H214ZM239 183V182H238ZM242 183V182H241ZM246 183V182H245ZM180 184H181V182H180ZM200 184V183H199ZM217 184V183H216ZM236 184V183H235ZM116 185H117V183H116ZM123 184H121V186H122ZM176 185V184H175ZM210 185V184H209ZM219 185H221V184H219ZM233 185V184H232ZM140 186V185H139ZM176 186H178V185H176ZM184 186V185H183ZM182 186V187H183ZM193 186V185H192ZM191 186V187H192ZM195 186V185H194ZM197 186V185H196ZM212 186V185H211ZM222 186H224V184L222 185ZM230 186V185H229ZM241 186V185H240ZM145 187V186H144ZM149 187V186H148ZM153 187V186H152ZM157 187V186H156ZM188 186H186V187H184V188H181V187H175L174 189L176 190V192L180 195V196H182V199L187 203V204H189V205H192V202H191V199H189V194H187L188 193V191H187V188ZM189 187H190V185H189ZM188 187V190H189V192H190V188ZM219 187V186H218ZM226 187V186H225ZM116 188V189H117ZM121 188H123V187H121ZM153 188H155V185H154V187ZM166 188V189H165ZM198 188H200V187H198ZM222 188V187H221ZM228 188V186L226 187V189ZM238 188L240 189V187L238 186ZM246 188V187H245ZM101 188L99 187V190H100ZM111 189V190H112ZM147 189V188H146ZM156 189V188H155ZM164 189L166 190L165 192H164ZM213 189V188H212ZM217 189V188H216ZM219 189V188H218ZM217 189V190H218ZM234 189V188H233ZM238 189V190H239ZM243 189V188H242ZM247 189V188H246ZM246 189H245V195L247 194V191H248V189H247V191H246ZM99 190H98V192H99ZM113 190H112V192H113ZM120 191H121V189H119ZM106 191V190H105ZM108 191V190H107ZM106 191V192H107ZM151 191H153V190H151ZM205 191H206V189H205ZM226 191V190H225ZM225 191H223L222 193H224ZM232 191H234V190H232ZM235 191H237V190H235ZM255 191V190H254ZM103 192V191H102ZM118 192V191H117ZM116 192V193H117ZM169 192V191H168ZM170 192H169V194H170ZM227 192V191H226ZM229 192V191H228ZM227 192V193H228ZM243 191H241V194L243 195V193H242ZM257 192V191H256ZM258 192H259V190H258ZM109 193V192H108ZM115 193V192H114ZM113 193V194H114ZM115 193V194H116ZM119 193V192H118ZM159 193V192H158ZM194 193V192H193ZM209 193V192H208ZM214 193V192H213ZM252 193V192H251ZM251 193H249V195H243V196H245L246 198L248 197V200L249 199H251V197H252V195H251ZM197 193H195V195H196ZM212 194V193H211ZM215 194V193H214ZM239 194H240V190H239ZM240 194V195H241ZM262 194V193H261ZM178 195V196H179ZM188 195V196H187ZM209 195V194H208ZM207 195V196H208ZM229 197L226 195V193L224 194V195H222L220 198H219V200H217L220 204H221V206L220 207H224L225 209H224V211L226 210L227 212L229 211V209L231 210L232 208H234L235 209V207H237V209H238V207H240V208H247L251 203H252V201H250V204L248 205V203L249 202H245L244 201V199H240L239 197H235V198H237V199H234V198H231L230 197V192H229ZM233 195V194H232ZM118 196V195H117ZM166 196H167V194H166ZM165 196V197H166ZM170 196H173V195H170ZM175 196V195H174ZM179 196V199H181V197ZM201 196V195H200ZM199 196V197H200ZM204 196H205V194H204ZM206 196V197H207ZM211 196V195H210ZM210 196H208L209 198H211ZM217 196H218V194H217ZM220 196V195H219ZM218 196V197H219ZM233 196H235V195H233ZM250 196V197H249ZM261 196V195H260ZM176 197V196H175ZM212 197L214 198L213 200H211V199H208V200H211V201H215V197L212 195ZM256 197H257V193H256ZM192 198V197H191ZM203 198V197H202ZM168 199V198H167ZM170 199V198H169ZM177 199H178V197H177ZM178 199V200H179ZM204 199H206L205 197H204ZM253 199H254V197H253ZM173 200H175V199H173ZM246 200V199H245ZM183 201V202H184ZM202 201V200H201ZM257 201V200H256ZM198 202V201H197ZM260 202V201H259ZM259 202H258V204H259ZM195 203V202H194ZM218 203V204H219ZM203 204V203H202ZM206 204V203H205ZM208 204V203H207ZM211 204V203H210ZM215 204V203H214ZM251 205H254V203H252ZM256 205H257V203L255 204V207H256ZM260 205V204H259ZM193 206V205H192ZM204 206H206V205H204ZM211 206H212V204H211ZM214 207V206H213ZM212 207V208H213ZM216 207V206H215ZM220 207H218V208H220ZM258 207V206H257ZM210 208V207H209ZM217 208V207H216ZM250 208V207H249ZM233 209V210H234ZM244 209V210H245ZM213 210V209H212ZM221 210H222V208H221ZM233 210H231V212L233 211ZM217 211H218V209H217ZM220 211V210H219ZM223 211V210H222ZM221 211V212H222ZM250 211V210H249ZM236 212V211H235ZM239 212H240V210H239ZM225 213V212H224ZM230 212H228V214H229ZM237 213V212H236ZM241 213V212H240ZM248 213V212H247ZM234 214V213H233ZM244 214H246V213H244ZM224 215V214H223ZM229 215H231V214H229ZM230 218V217H229Z\"/></svg>",
    "mask_w": 264,
    "mask_h": 264
}]
</instances>
